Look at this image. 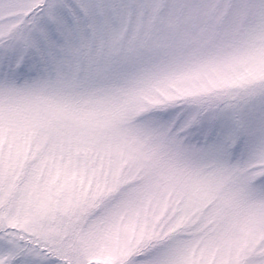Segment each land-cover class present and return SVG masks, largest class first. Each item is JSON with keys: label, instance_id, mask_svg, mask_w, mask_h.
<instances>
[{"label": "snow or ice", "instance_id": "1", "mask_svg": "<svg viewBox=\"0 0 264 264\" xmlns=\"http://www.w3.org/2000/svg\"><path fill=\"white\" fill-rule=\"evenodd\" d=\"M0 264H264V0H0Z\"/></svg>", "mask_w": 264, "mask_h": 264}]
</instances>
